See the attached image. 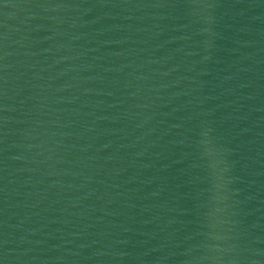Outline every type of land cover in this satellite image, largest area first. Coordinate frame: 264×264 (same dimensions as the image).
I'll use <instances>...</instances> for the list:
<instances>
[{"label": "water", "instance_id": "95a60500", "mask_svg": "<svg viewBox=\"0 0 264 264\" xmlns=\"http://www.w3.org/2000/svg\"><path fill=\"white\" fill-rule=\"evenodd\" d=\"M0 264H264V0H0Z\"/></svg>", "mask_w": 264, "mask_h": 264}]
</instances>
